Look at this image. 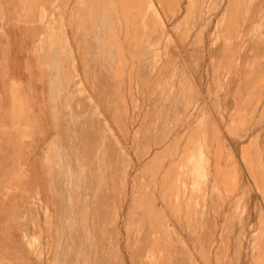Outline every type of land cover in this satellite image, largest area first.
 <instances>
[{
    "label": "rangeland",
    "instance_id": "1",
    "mask_svg": "<svg viewBox=\"0 0 264 264\" xmlns=\"http://www.w3.org/2000/svg\"><path fill=\"white\" fill-rule=\"evenodd\" d=\"M34 1L33 23L13 34L14 53L25 59L22 72L31 76V84L26 77L18 84L44 86L52 136L34 155V167L27 162L22 192L0 220V264H264L261 227L250 226L245 241L243 196L227 212V222L239 224L236 241L224 240L236 233L234 225L207 227L204 254L179 256L193 252L173 237L178 196L172 193L176 183L186 192L182 163L192 164L193 156L180 159L176 179L164 168L175 131L198 121L191 91H206L200 121L207 127L229 119L235 64L264 56V0ZM14 8L15 19L22 18L20 3L0 0V30ZM177 96L185 102L173 114ZM91 128L97 136L90 144ZM209 180L207 216L215 213L209 199L219 195ZM157 189L170 193L163 210L151 201Z\"/></svg>",
    "mask_w": 264,
    "mask_h": 264
},
{
    "label": "crops",
    "instance_id": "2",
    "mask_svg": "<svg viewBox=\"0 0 264 264\" xmlns=\"http://www.w3.org/2000/svg\"><path fill=\"white\" fill-rule=\"evenodd\" d=\"M12 1L15 4L20 3L22 6L20 9L24 15L22 18L18 16L15 19L17 8H14L15 13H7L4 29L0 30V179H3L0 181V220L4 218V214L8 213L9 205L14 202L13 199L17 200V195L22 192L21 188L29 176L28 171L31 170L26 168L27 162L32 161L34 167L36 161H39L34 155L41 151L46 141L52 136V127L45 122L44 116L45 88L40 84L34 85L32 90L21 88L18 83L26 77L25 80L31 84V76L22 72L21 66L25 65V59L14 53L15 29L18 25L33 23V17H29V14L35 1ZM22 19L25 22H22ZM69 33L72 41L71 36L74 32L70 29ZM236 65L239 68L229 80L231 85L228 96L231 102L230 117L227 122L215 119V126L212 128V126L207 127L205 118L203 123L200 121L202 114H206L205 109L201 107V99L207 94L205 90L202 91L197 86L196 91H191V97L192 102L199 101L198 121L187 122L182 128L177 129L170 141L174 148L172 160L168 159L164 165V168L168 170L167 176L176 179L180 159L193 156L192 164L188 159L182 163L185 173H181V178L187 186L186 192H183L181 186L179 189L176 183L172 193L174 197L178 196L175 197V201L173 200L175 212L172 221L173 237L185 243L186 252H193L187 254L183 250L179 256L199 257L200 253L204 254L207 227L234 225L236 230L239 224L227 222V212L231 213L234 202L243 196L249 207V217L243 223L245 241H251L248 238L251 235L250 226L255 227V230L261 227L262 234L258 241L262 242L261 258L264 262V56L247 59L246 63L239 61ZM213 92L210 91L211 94ZM218 96L224 95H215V97ZM26 97L31 99L29 105L22 102ZM183 100L182 102L179 96L176 97L172 106L173 114L182 112L181 108L185 99ZM215 109L211 107L209 110L211 115L217 114ZM29 114L36 116V120L28 121ZM185 147L188 154L181 155ZM201 158L202 165L198 162ZM153 160L154 156L151 154V177L153 176ZM33 170L35 171L34 168ZM206 178L210 179V184L219 194L215 193L209 199L214 203L213 209L210 208L209 212L212 209L215 213L214 215L209 213L208 216L206 215ZM14 185L19 188L17 189ZM7 187L11 190L6 191ZM169 195L170 193L165 194L163 190L157 189L155 194L151 191V201L155 198L156 207L163 210L165 208L163 202L168 201ZM178 211H181L180 221L177 220ZM186 226L191 228L192 233L184 232ZM237 231L238 229L236 233H232L224 240L236 241ZM215 240L219 239L215 238ZM187 243H193V245L187 246ZM201 246L203 249H200ZM190 247H193L192 250ZM177 251L180 250L175 252Z\"/></svg>",
    "mask_w": 264,
    "mask_h": 264
},
{
    "label": "bare ground",
    "instance_id": "3",
    "mask_svg": "<svg viewBox=\"0 0 264 264\" xmlns=\"http://www.w3.org/2000/svg\"><path fill=\"white\" fill-rule=\"evenodd\" d=\"M27 9V8H26ZM42 11H44V8H43V6L41 7V10H40V13L42 12ZM40 13L38 14L39 16H40ZM63 32V31H62ZM65 36V35H64ZM90 46V45H89ZM103 66V65H102ZM103 74V73H102ZM101 85V84H100ZM107 92V91H106ZM83 97V96H82ZM76 98V97H75ZM85 98H87V97H85ZM74 101H76V100H74ZM77 102V101H76ZM80 103V102H79ZM82 104V103H81ZM77 106V104H74V106ZM77 109V108H76ZM102 120V119H101ZM100 125V124H99ZM95 126V125H94ZM99 128V127H98ZM95 129H96V127H95ZM85 134H86V137L89 139V137L91 138V137H93V135L96 133V131H95V133H94V130H93V128H91V129H86L85 130ZM84 134V135H85ZM100 134V133H99ZM95 136H97L96 134H95ZM90 140L91 139H89L88 141L90 142ZM90 144H91V142H90ZM108 150H109V147H108ZM112 151V150H111ZM109 152V151H108ZM112 153V152H111ZM113 153H114V151H113ZM108 154V153H107ZM110 154V153H109ZM110 156V155H109ZM112 156V155H111ZM108 157V156H107ZM115 157V156H114ZM109 158V157H108ZM114 159V158H113ZM107 160V159H106ZM117 160H118V158H117ZM112 161H114V160H112ZM112 163V162H111ZM113 167V166H112ZM114 170H115V168H114ZM99 199V198H98ZM98 206V205H97Z\"/></svg>",
    "mask_w": 264,
    "mask_h": 264
}]
</instances>
